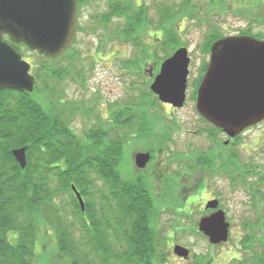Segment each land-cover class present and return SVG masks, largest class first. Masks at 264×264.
<instances>
[{
  "label": "trees",
  "instance_id": "trees-1",
  "mask_svg": "<svg viewBox=\"0 0 264 264\" xmlns=\"http://www.w3.org/2000/svg\"><path fill=\"white\" fill-rule=\"evenodd\" d=\"M89 1L78 0L79 8ZM108 1V9L99 22L108 23L112 17L121 15L124 22L121 38L129 40L138 51L136 61H125L126 68L137 66L141 70L142 62L157 54L156 47L152 49L145 39L151 26L161 30L164 39L159 40L173 50L176 22L169 23L168 19L180 15L185 4L170 13L171 7H166L163 11L167 13L160 16L157 26L144 4H136L134 0ZM216 38L214 34L209 49ZM4 39L19 51L21 46H27L12 42L9 36ZM167 47H164L166 57L171 55ZM72 48L59 57L35 52L38 64L34 66L36 83L32 92L0 90V264H158L155 226L160 211L156 196L142 176L122 171L129 136L146 135L140 128L142 122L148 116L151 124L155 114L151 117L147 107L140 111L125 105L112 112V121L96 115L98 128L84 134L74 131L69 126L72 118L80 113L90 116L93 109L88 107L85 112L76 101H64L58 89L74 70L73 58L68 66L60 62ZM152 94L150 91L149 95ZM120 135L124 140L117 144L113 137ZM22 146H26L25 169L12 152ZM149 149L154 151L153 147ZM198 158L196 165L213 167L219 162L220 170L232 180L235 173L243 175L241 169L245 170L247 164L241 163L237 153L232 161L226 157L218 161L208 155ZM72 185L85 201L84 210ZM66 194L70 201L63 198ZM261 226L264 227V217L259 216L244 239L251 255L233 264H264V234L258 235ZM44 227L54 235L55 246L51 249L47 245L39 253L37 244ZM257 242L259 250L253 247Z\"/></svg>",
  "mask_w": 264,
  "mask_h": 264
},
{
  "label": "rangeland",
  "instance_id": "rangeland-1",
  "mask_svg": "<svg viewBox=\"0 0 264 264\" xmlns=\"http://www.w3.org/2000/svg\"><path fill=\"white\" fill-rule=\"evenodd\" d=\"M134 1L147 7L149 16L157 26L160 16L167 13L163 11L166 7H171L170 13L179 5H186L183 11L179 12L180 15L168 19L169 23L172 20L177 23H174L177 40L171 41V45L175 47L173 50L168 48L164 40H159L164 39L161 30L151 26L150 34H147L145 39L152 49L156 47L157 54L142 62L141 70H138L137 66L126 68L125 61H136L138 51L129 40H123L121 33H118L121 32L118 30L122 29L123 19L112 18L108 23L99 22L110 2L90 0L85 3L80 7V28L73 48L60 59L61 63L68 66L73 58L74 70L58 85V89L62 92L64 101H76L77 105H81V110L86 112L87 108L91 107L93 112L87 116L80 111V114L69 122V126L84 134L98 128L100 123L96 120V115L106 121H112V112L125 105L132 110L143 111L145 107L149 108L150 114H155L154 118L151 115L152 123L150 124L146 116L142 122L143 127H140L143 128L142 132L145 130L146 135L133 137V133V136H129L125 167L122 171L127 175L136 173L142 176L156 196L160 215L155 226V229H158L155 261L158 264H233L237 259L251 255L252 252L244 239L250 228L255 226L258 217H264V120L243 131L229 148L220 146L224 156H217L219 160L226 157L228 161H232L234 153H237L241 163H247L245 170L241 169L243 175L239 173L240 176H237L235 173L236 177L232 180L224 170H220L219 162L213 167L195 163V159H199L198 156H207L210 149H214L216 139L222 142L224 138L219 134L215 136L211 131L213 126L201 118L196 108V98L201 82L199 80L202 79L208 64L209 42L214 34L217 35L216 39L245 31L264 35V27L260 22L244 19L238 10L228 13L226 0ZM236 8L240 10L237 6ZM181 46H187L191 55L190 75L186 101L183 107L173 110L171 106L159 101L156 95H149L150 84L167 56L164 47L172 53ZM20 51L23 57L31 62L32 73L35 75L34 66L38 64L35 52L25 45L21 46ZM200 61H203L201 66L198 65ZM146 96L149 99H145ZM118 129H122V126H118ZM107 130L109 132V129ZM123 137L120 135L113 138L118 144L123 142ZM152 147L155 152L158 151L160 157L163 154V158L164 155H170L179 159L170 163L171 171L177 173L179 180L172 185L168 184L167 192L163 188L167 185L165 182L150 181L146 171L142 170L143 174L138 173L139 170L134 164L138 151L150 150ZM228 149L233 155L228 154ZM162 151L164 153H160ZM183 166H186V169ZM181 175L184 177L181 178ZM170 185L172 191L169 189ZM213 197L219 198L221 208L226 212L231 224L228 241L219 245L211 244L198 230L199 221L203 216L201 209L206 199ZM63 198L70 201L68 194ZM181 210L183 213H179ZM263 234L264 227L261 226L258 235ZM39 241V253H43L47 245L54 249L55 238L47 228H42ZM177 244L190 250L187 260L174 253ZM253 247L256 250L261 249L258 242ZM43 262H46V256Z\"/></svg>",
  "mask_w": 264,
  "mask_h": 264
},
{
  "label": "water",
  "instance_id": "water-1",
  "mask_svg": "<svg viewBox=\"0 0 264 264\" xmlns=\"http://www.w3.org/2000/svg\"><path fill=\"white\" fill-rule=\"evenodd\" d=\"M78 0H0V90L6 88L32 92L36 78L31 62L11 43H25L29 49L48 57H59L77 36ZM186 46L177 48L163 60L150 88L161 102L183 107L189 75L190 56ZM198 112L220 127L230 138L264 120V40L249 35H230L216 39L211 57L197 92ZM22 169L27 166L26 146L13 149ZM150 152L135 154V164L146 167ZM72 189L82 210L85 201L75 185ZM218 198L209 199L198 230L209 242H227L230 222L218 208ZM174 253L189 258L190 250L175 245Z\"/></svg>",
  "mask_w": 264,
  "mask_h": 264
},
{
  "label": "flooded vegetation",
  "instance_id": "flooded-vegetation-1",
  "mask_svg": "<svg viewBox=\"0 0 264 264\" xmlns=\"http://www.w3.org/2000/svg\"><path fill=\"white\" fill-rule=\"evenodd\" d=\"M225 5H226L227 9L229 8L227 11L228 13H232V12L238 10V12L240 14H243L244 19H246L250 22H260L262 24V26L264 27V0H226ZM236 6L238 8H240V10H243V11L241 12L239 9L236 8ZM230 8L232 9V11H230ZM79 11H80V8H79ZM112 18L113 19L119 18L122 20L121 15L118 17L115 16ZM118 31H121L120 28ZM78 32H79V25H78ZM118 33L120 34L121 32H118ZM234 35H249V36L255 37L256 39L264 40V35L262 33H255V32H251V31H245L243 33H238V34H234ZM173 52L171 54H173ZM202 55H203V53H202ZM189 56L191 58L190 52H189ZM210 57H211V51L209 53L208 63L210 61ZM202 63H203V61H200L198 65L201 66ZM190 65H191V59H190L189 68H190ZM207 66H208V64H207ZM189 75H190V72H189ZM188 80H189V76H188ZM166 104L171 106L173 108V110L177 109V107H174L170 103H166ZM150 115H152V112ZM201 118H202V116H201ZM203 120H204V122L209 123V121H207L206 119H203ZM211 129H212L211 131L215 134V136L219 134V136L224 137V138L222 139V142H220L219 140L216 139V141L214 142V146H213L214 149L211 148L207 154H208V156H210L212 158L216 157L218 161H221V160H219L220 158L217 157V156L222 155V154L224 156V153L221 151L222 147H220V146L223 145L224 147L229 148L232 145L231 143L234 141V138H230L226 134V132H224L223 130H219V129H216L213 127ZM120 130L121 129H119V131ZM211 145H212V143H211ZM218 147H219V149H218ZM157 149H159V148H157ZM141 151L142 152L149 151L151 154V159L147 163L146 167H144V168H139L138 166L135 165L139 170V172L138 171L137 172L140 174H143V171H146L147 175L150 176L149 177L150 181H157V182L163 181V182H165V184H167V185L163 186V188H165V191L167 192L168 191V188H167L168 184L172 185V183L179 180L177 173L171 171V167H170V163H174V161L179 160L178 157H174V156L171 157L170 155H164V158H163L162 157L163 154L160 157L158 151H156V152L155 151L153 152L151 150H141ZM228 152H229L228 154L233 155L232 151H229V149H228ZM160 153H164V151H162ZM183 168L186 169V166H183ZM147 171H149V172H147ZM183 173H185V172H183ZM182 177H184V176L181 175V178ZM171 185H170L169 189L172 188ZM170 191H172V190L170 189ZM209 199H211V198H207L206 201H208ZM201 211H202L203 215H205V214H209L213 210L212 209H210V210L204 209V207H203L201 209ZM185 260H187V259H185Z\"/></svg>",
  "mask_w": 264,
  "mask_h": 264
}]
</instances>
